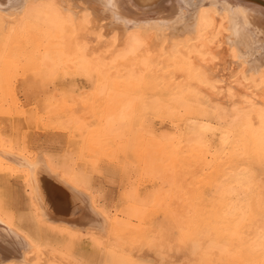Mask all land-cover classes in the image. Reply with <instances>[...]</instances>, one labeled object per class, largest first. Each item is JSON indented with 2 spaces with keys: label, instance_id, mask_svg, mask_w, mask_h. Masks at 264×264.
<instances>
[{
  "label": "rangeland",
  "instance_id": "obj_1",
  "mask_svg": "<svg viewBox=\"0 0 264 264\" xmlns=\"http://www.w3.org/2000/svg\"><path fill=\"white\" fill-rule=\"evenodd\" d=\"M80 32V41L66 51L72 64L68 67L75 71L88 54L97 83L91 87L83 78L66 79L69 87L59 94L49 73L53 67L43 65L45 53L53 52L54 45L39 47L26 38H20L25 43H16L18 36H25L24 29L0 20V147L30 161L45 160L58 178L87 194L107 221L105 232L94 229L98 236L94 230L87 232V226L78 233L62 224L51 226L33 207L26 170L10 161L5 164L8 160L0 156V218L33 246L28 264H259L264 246V148L247 137L246 120L241 118L249 119L248 112L258 114L255 108L229 98L228 89L216 96L168 93L160 80L147 75L161 67L159 52L155 59L150 54L129 58L136 63L128 64L127 52L121 46L114 50L113 40L101 37V31ZM147 80L148 87L140 85ZM236 86L243 91L242 82ZM242 94L239 99L247 100ZM192 121L208 135L214 129L220 140L192 136L188 129ZM237 194L245 200L234 225L240 229L228 224L227 228L220 209L224 212ZM91 220L87 224L98 225L96 218Z\"/></svg>",
  "mask_w": 264,
  "mask_h": 264
},
{
  "label": "bare ground",
  "instance_id": "obj_2",
  "mask_svg": "<svg viewBox=\"0 0 264 264\" xmlns=\"http://www.w3.org/2000/svg\"><path fill=\"white\" fill-rule=\"evenodd\" d=\"M0 20L7 26L12 22H16L19 28L24 29L25 36H18V42L16 43L20 42L23 44L25 41L20 40V38H26L28 43L35 44L36 46L38 45L39 47L54 45V47L51 48L53 52L47 51L45 53L46 59L43 65L53 67V70L49 72L51 75L47 72L45 73V77H48L47 75H53L52 80H54L53 82L57 85L56 88H58L59 94L61 90L69 87L65 84L67 83L66 79H68V81H73L76 80V78H83L91 87L96 85L98 73L93 69L88 54L83 55L76 64V70L72 71L70 67H68L72 64H70V60L66 57V51L69 50L72 43L75 44L77 40L82 38L83 33L80 32V29L90 33L101 31V37L106 39L111 38L113 40V43H115L112 46H115L114 50L121 46L120 48L127 52L125 61L123 59L121 61H128L130 63L132 60L129 61V58H138V56H142V54H150L153 59L154 53L159 52V56L163 57L158 63V65L161 64V67L151 69V71H148L147 75L160 80L162 83L161 87L168 91V93L188 95L200 92L213 96L215 94H223L220 91L228 89L231 91L230 93L228 92L227 95L229 98L238 101V103H249L252 107L249 108H251V110L255 108L253 111L256 110L255 112H258V114L254 115V113L248 115V112L246 116H250L249 119L247 117H242L240 114L241 118L244 119L243 121L245 122L246 120L244 125L245 132L252 142L258 147L260 146L261 149L262 147L264 148V0H0ZM69 37L71 39L70 41L68 40ZM104 38L101 40L103 41ZM29 50H32V48H29ZM37 51L40 50L38 49ZM123 52L121 53L123 54ZM116 54L119 53H115V55ZM34 56L33 60H35V58L37 60V55ZM29 58L32 57L28 56V59ZM138 59L136 61L139 62ZM142 62L143 60L140 61V63ZM147 62H145V64ZM127 63L125 65L129 64ZM136 65H138V63ZM135 70L138 72L137 68ZM235 77H238L237 80L234 79ZM103 79L101 78V80ZM105 81H102V85L106 83ZM141 81L143 80L141 79ZM44 82L47 83V80ZM147 82L148 80L146 81V85L145 82H142L144 84H139L148 87L150 84ZM238 82H242L243 91L238 90V86H236ZM218 84L222 85L219 86ZM150 88L148 90H150ZM158 90L159 89L156 88V91ZM158 93L160 94V92ZM241 93H244L242 95L247 97V100L243 98L245 100H243L244 102L239 99ZM61 102L63 101L60 100V103ZM239 105L240 104H238V106ZM123 112L124 111H122V113ZM236 113L237 112H235V114ZM232 116L235 119L236 115ZM202 124L205 125V123ZM201 126L203 127V125ZM205 126L207 128L212 127L211 125ZM198 127L199 123L195 121L189 124L188 129L191 130L192 136H199L203 140H208V137H210V141H215L214 139L217 138L220 140L219 134L211 131L214 129L211 128L208 135V133H206L208 130L200 132L199 128L201 127ZM241 127L240 131L243 130ZM236 128H238V126H236L235 129ZM225 135L226 134L223 136ZM258 150L260 149L258 148ZM13 152L9 150V148L4 149L0 147V156L8 160L5 164L10 161L26 170L28 178L27 183L30 187L33 207L38 211V217L48 222L51 226L62 224L70 231L77 233L84 230V228L81 229V227L85 226L88 228H86L87 232L88 230L90 232L94 229L105 232L103 230L107 228V221L101 213L99 214L95 211L89 200L90 197H88L87 194L85 195L82 191L74 188L66 179L58 178L52 169L48 167L46 162H44L45 160L42 161V159L38 157V159L30 161L31 159L28 160V158L23 155H16L14 154L15 152ZM3 162H5V160H3ZM14 164L12 165L14 166ZM242 181L244 182V179ZM247 183L248 182H246V185ZM234 184L235 182L233 185ZM241 188H243V186H241ZM244 188L246 189L245 186ZM244 195L245 193L243 197ZM221 197H223V195ZM236 197L235 200H231L232 204L229 203L226 209L223 208L224 212L219 208L223 214L222 224L226 225V227L227 224L229 227H234L236 224L235 221L239 219L240 214H238V208L241 202L245 200H243L241 194H237ZM176 198L178 199V196H176ZM244 199H246V197H244ZM223 201L219 203H223ZM198 205L196 204L197 207ZM170 206H172V204ZM197 207L196 209L198 210L200 207ZM215 209L216 207H214V209L212 208V210ZM219 209L216 210V212L219 211ZM197 210H195V212ZM201 210L199 209L200 212ZM203 210L205 211L204 208ZM200 212L197 211L196 213L200 214ZM205 213H207L208 216L211 214L206 211ZM198 214H196L197 217ZM201 217H198L199 220ZM94 218L98 220V225L96 220V223L93 221L94 225L87 224V220ZM213 218H215L214 215ZM170 220L172 221L173 219L170 218ZM84 221H86V223ZM214 223H216V221H214ZM222 224L220 225L222 226ZM88 225L90 226L88 227ZM245 227H247V225H245ZM100 232L94 230L93 234L98 236L97 234H100ZM32 250L33 246L28 241L26 235L16 231L5 220L0 218V264L31 263L32 255L29 254V252ZM259 252L260 254H258L261 256V262H259V264H264V246L260 248ZM260 259L258 258V260Z\"/></svg>",
  "mask_w": 264,
  "mask_h": 264
}]
</instances>
